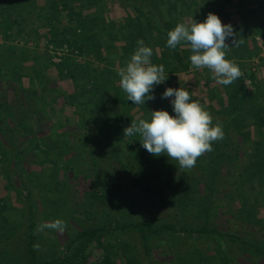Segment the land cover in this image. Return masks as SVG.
I'll list each match as a JSON object with an SVG mask.
<instances>
[{"label":"trees","instance_id":"obj_1","mask_svg":"<svg viewBox=\"0 0 264 264\" xmlns=\"http://www.w3.org/2000/svg\"><path fill=\"white\" fill-rule=\"evenodd\" d=\"M4 1L20 19L25 17L22 10L25 3L30 2L34 8L39 7L31 0ZM45 1L54 10L57 9L55 0ZM118 1L127 10L133 9L134 13H128L120 22H108L103 0H61L62 7L67 10L65 19L68 25L57 30L54 24L48 32L50 41L56 44L70 43L81 55H94L99 63L94 65L91 61L66 58L57 64L59 76L73 85V91L65 97L74 107L78 120L67 134H54L56 129H47L42 120V116L50 119L45 107L36 108V93H26L22 87H16L13 98L18 102L8 107L4 117L0 116V152L5 157L4 162H7V170L12 164L9 162L11 153L15 156L12 161L20 166L29 151L40 152L53 162L51 179L58 180L57 173L62 169L81 171L80 167H88L82 170L92 176V211L100 210L99 205L103 203L106 211L108 206L119 209V200H107L116 195L112 193L106 196L97 185L106 187L107 181H111L114 188H118L123 185L124 179L128 180L124 188L128 195H133L137 188V197L143 195L152 198V207L157 213L162 209L167 211L162 220L156 221L144 218L124 220L120 213V218L112 217L111 227L93 222L91 227H84L82 232L72 238L66 245L64 256H57L55 260L38 262L35 236L30 235L25 242L26 250L30 253V264H81L85 256L78 252L72 253V248L82 238H105V242L100 244L107 251L111 248L122 249L129 264H220L221 261H227L226 249L231 254V249L235 251L236 248L247 257L248 253L261 256L264 253V217L258 216L256 211L264 206V138L253 140L252 126L264 127V108L254 104L255 101L243 104L242 98H252L253 95L244 88L241 77L235 80L233 107H230V100L223 110L215 111L214 107L201 102L212 115L213 124H222L225 135L222 141L213 143L212 152L197 159L191 170L181 169L178 162L171 161L166 155L149 154L142 147L139 135L124 136V129L132 121L138 118L150 120L151 111L162 109L174 115L171 98H161L167 80L155 86L154 100L146 101L139 107L127 100L126 93L120 87L118 71L130 60L138 46L137 41L143 40L145 46L152 48L151 62L164 65L165 73L175 72L180 67L190 69L189 57L192 52L189 47H182L187 44L178 45L175 49L167 47V34L176 23L167 17L176 9L175 0ZM72 2H76V6ZM162 5L167 6L162 8ZM94 6H97V10H91ZM214 82L213 74L209 75L207 83L212 90V97L216 95L214 86H210ZM179 87L182 88H172ZM192 99L196 100L193 96ZM219 101L222 99L219 98ZM26 113L27 116L32 115L31 119L37 116L44 123H40L36 129L33 122L24 121ZM220 113L224 118L218 117ZM248 113L254 117L251 125H247L245 118ZM41 129L51 134L39 136ZM248 148L252 149L251 154ZM79 160H83L81 166L76 164ZM228 160L233 161V174L231 169H227L225 180L228 185H232V189L226 194L228 197L222 198L223 203L218 200L214 202L212 195L224 170L222 164ZM104 164L109 165L107 174L102 171ZM34 177L35 180H41L36 173L33 177H23V185L28 189H37L44 198H59L54 194L58 187L51 182L37 185ZM206 188L208 194L205 193ZM134 203H137L136 198L131 202ZM131 230L139 233L140 238H136L138 234L129 235ZM259 233L262 234L257 236L258 239L254 237ZM154 240V244L158 243L164 248L165 259L162 261L153 260L150 253ZM17 243L21 250L23 240L20 235L4 241L0 260H10L12 256L7 245ZM140 244L149 252L146 259L142 258ZM211 248L215 254H208ZM20 250L15 254L23 257ZM108 256L102 264H109ZM247 259L257 264L254 258Z\"/></svg>","mask_w":264,"mask_h":264},{"label":"rangeland","instance_id":"obj_2","mask_svg":"<svg viewBox=\"0 0 264 264\" xmlns=\"http://www.w3.org/2000/svg\"><path fill=\"white\" fill-rule=\"evenodd\" d=\"M55 1L57 2L56 10L46 4L45 0H31V2L39 5L38 8L30 5V2L29 4L25 3L22 6L25 17L20 19L14 11H11L6 1L0 0V81L2 82L0 116L4 117L8 107L18 102L13 98L14 88L22 87L26 93H36L37 100L34 98L36 108L45 107L47 116L50 118L47 119L42 116L45 127L47 129L54 127L56 129L54 134L61 135L68 130H73V125L77 122L78 117L74 112V107L65 97L73 91V85L59 76L57 64L66 58H73L82 62L91 61L94 65H99V63L94 55L83 56L70 43L56 44L50 41L48 32L54 24L57 30L68 25V21L65 19L67 10L62 7L61 0ZM103 3L108 22H120L128 13H134L133 9L127 10L121 6L118 0H103ZM45 4L46 6H44ZM71 4L76 6L77 3L72 2ZM166 6L162 5V8H166ZM174 8L176 9L171 11V15L168 14L166 17L168 20H174L175 26L181 22L189 23L193 19L196 22H203L209 12L218 15L222 23L232 25L236 43L233 45L231 38L226 41L230 47L225 49V58L234 61L239 66L244 88L253 95L252 98L248 96L242 98L243 104L255 101L254 104L264 108V0H175ZM91 10H97V6ZM50 21L51 24H49ZM182 47H188V45ZM165 74L168 75L166 88L182 86L196 100L214 107L215 111L223 110V106L229 105L230 100V107H233V98H235L233 96L235 91L233 90L236 81L228 86L214 82L210 86H214L213 91L216 92V95L214 94L215 96L212 97V90L207 83V77L212 72L207 68L195 69L191 67L185 69L180 67L175 72ZM217 96L222 101H219ZM25 115L24 121L33 122L35 128L38 129L41 121L37 116L31 119L32 115L27 116V113ZM218 117L224 118L221 113L218 114ZM245 118L247 125L253 124L254 117L252 114H246ZM38 134L39 136L46 134L49 136L51 133L49 131L43 132L41 129ZM252 134L253 140L264 138V127L252 126ZM120 145L122 146V143ZM124 150L129 152L127 149ZM248 151L249 154L252 153L251 148H248ZM14 157V154L11 153L9 162L11 161L12 164L10 170H7V162H4L5 157L0 152V255H2V243L4 241L20 235L23 243L20 244L21 250L18 243L7 245L12 257L8 261L1 259L0 264H30V253L26 250L25 243L29 240L30 235L35 236L38 262L55 260L57 256H64L67 243L82 232L84 227H91L93 222L111 227L114 220L112 217L120 218L121 214L124 220L144 218L156 221L162 220L167 211L162 209L160 213L159 211L157 213L152 207V198H145L143 195L137 197L139 192L137 188L134 189L133 195H128L124 191L125 183L128 181L125 179L123 185L118 188H114L111 181H107L108 187L107 185L106 187L97 185L106 196L112 193L116 195L115 198H107V200H119V209L108 206L106 211L103 203L99 205L100 210L92 211L94 208L90 198V195L93 194L92 176L87 171H83L88 167H80L81 171L75 169L63 171L62 169L57 173V178H59L57 180L50 178L54 171L53 162L47 160L45 155L40 152L29 151L20 166L12 161ZM80 162L83 160L76 161V164L81 166ZM222 165L224 170L215 187V194L212 195L214 202L218 200L220 203L224 202L222 198L228 197L226 194L232 189V185H228V181L225 180V171L231 169L233 174V161H225V164ZM108 167L107 164L103 165L104 174L109 172ZM36 173L39 174L41 180H35L34 177V183L42 186L43 183L51 182L55 187H58L54 194L59 198H44V196L39 195L37 189H28L23 185V177H33ZM202 188L204 190V185ZM205 193H209L207 188ZM62 196L64 198H61ZM132 198H136V204H131ZM54 201L57 202L54 203ZM256 213L258 216L264 217V206H260ZM56 219L65 221L67 227L63 233L50 229L37 231L39 224ZM32 223L35 224L32 225ZM223 223L224 221L220 222V226ZM131 234H138L136 238H140L139 233L133 230L129 232V235ZM261 234L259 233L254 237L257 238ZM125 235L128 236L127 233ZM100 242H105V238L88 240L82 238L80 242L74 243L72 253L78 252V254L85 256V260L81 264H102L107 255H109V264H129L122 249L111 248L107 251ZM136 242L139 243V241ZM152 242L154 244L155 240ZM139 248L143 255L139 256L146 259L145 256L149 252L143 249L141 244ZM19 250L23 257H18L15 254ZM150 253H152L153 260L162 261L165 259L164 248L158 243L153 245ZM208 254H215V252L212 249ZM225 254L227 261H221L220 264L225 262L228 264H252V261L247 259L248 257L257 260V264H264V253L261 256H258V253L252 255L248 253L247 257L244 256L243 251L236 248L235 251L231 249V254L226 249ZM230 258L231 261H229Z\"/></svg>","mask_w":264,"mask_h":264},{"label":"clouds","instance_id":"obj_3","mask_svg":"<svg viewBox=\"0 0 264 264\" xmlns=\"http://www.w3.org/2000/svg\"><path fill=\"white\" fill-rule=\"evenodd\" d=\"M167 35L169 49L187 44L192 52L191 66L209 69L216 83L228 86L242 75L239 66L225 58V49L230 47L226 41L231 38L234 45L236 38L232 25L222 23L218 15L209 12L203 22L193 19L189 23H177ZM137 45L126 66L119 69L118 76L127 100L139 107L155 99V86L163 84L168 75L164 65L151 62L152 48L145 46L143 40L137 41ZM161 98H171L174 115L162 109L151 111L150 120L132 121L124 129V136L139 135L142 147L149 154L166 155L178 162L181 169L191 170L199 157L213 151L214 142L224 139L223 126L219 122L213 124L210 112L198 100H193L185 88L168 87ZM66 227L65 221L56 219L39 224L37 231L50 229L63 233Z\"/></svg>","mask_w":264,"mask_h":264}]
</instances>
